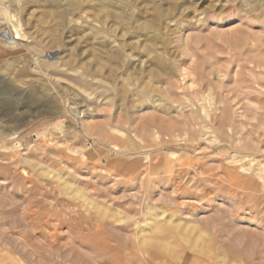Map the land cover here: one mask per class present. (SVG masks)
<instances>
[{
	"label": "rangeland",
	"instance_id": "1",
	"mask_svg": "<svg viewBox=\"0 0 264 264\" xmlns=\"http://www.w3.org/2000/svg\"><path fill=\"white\" fill-rule=\"evenodd\" d=\"M243 1L0 0V264H264Z\"/></svg>",
	"mask_w": 264,
	"mask_h": 264
},
{
	"label": "bare ground",
	"instance_id": "2",
	"mask_svg": "<svg viewBox=\"0 0 264 264\" xmlns=\"http://www.w3.org/2000/svg\"><path fill=\"white\" fill-rule=\"evenodd\" d=\"M226 1V0H225ZM228 1V0H227ZM236 2V1H235ZM245 2V0L243 1ZM13 20V19H12ZM6 30V29H5ZM11 31V30H10ZM14 32V31H13ZM6 33V32H2L1 34ZM12 35H10L9 40L7 41V45H11V44H15L16 43V39L19 38L21 36V31H15L14 33H10ZM136 94V93H135ZM151 100V99H150ZM159 106V105H158ZM162 109V108H161ZM262 198V197H261ZM46 234V233H45ZM38 235V234H37Z\"/></svg>",
	"mask_w": 264,
	"mask_h": 264
},
{
	"label": "built area",
	"instance_id": "3",
	"mask_svg": "<svg viewBox=\"0 0 264 264\" xmlns=\"http://www.w3.org/2000/svg\"><path fill=\"white\" fill-rule=\"evenodd\" d=\"M2 32H6V33H3L2 36H3V39H5L6 41H8L9 38H10L9 36L12 35V34H10L11 32L10 31H5V30L2 31Z\"/></svg>",
	"mask_w": 264,
	"mask_h": 264
}]
</instances>
